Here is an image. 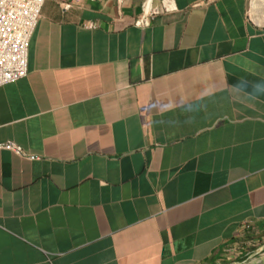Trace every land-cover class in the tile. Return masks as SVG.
Wrapping results in <instances>:
<instances>
[{
    "label": "crops",
    "instance_id": "crops-1",
    "mask_svg": "<svg viewBox=\"0 0 264 264\" xmlns=\"http://www.w3.org/2000/svg\"><path fill=\"white\" fill-rule=\"evenodd\" d=\"M68 1L0 87V264H264V0Z\"/></svg>",
    "mask_w": 264,
    "mask_h": 264
},
{
    "label": "built area",
    "instance_id": "built-area-1",
    "mask_svg": "<svg viewBox=\"0 0 264 264\" xmlns=\"http://www.w3.org/2000/svg\"><path fill=\"white\" fill-rule=\"evenodd\" d=\"M76 1L84 0H69L63 4L64 8L70 9ZM46 2L47 0H0V87L27 76L29 44ZM174 10L176 6L173 0H146L142 3L136 25L147 27L157 17ZM0 149H10L26 156L23 149L13 143L0 144Z\"/></svg>",
    "mask_w": 264,
    "mask_h": 264
},
{
    "label": "rangeland",
    "instance_id": "rangeland-1",
    "mask_svg": "<svg viewBox=\"0 0 264 264\" xmlns=\"http://www.w3.org/2000/svg\"><path fill=\"white\" fill-rule=\"evenodd\" d=\"M262 4V3H261ZM263 5V4H262ZM260 6V5H259ZM253 249V248H252ZM251 249V250H252ZM241 255H242V253H239V257H240V259H241ZM249 256H251V254L249 253V254H247V256H245L243 259H241V261H245V260H247V258L249 257ZM237 261V260H236Z\"/></svg>",
    "mask_w": 264,
    "mask_h": 264
},
{
    "label": "bare ground",
    "instance_id": "bare-ground-1",
    "mask_svg": "<svg viewBox=\"0 0 264 264\" xmlns=\"http://www.w3.org/2000/svg\"><path fill=\"white\" fill-rule=\"evenodd\" d=\"M256 4V3H255ZM258 4V3H257Z\"/></svg>",
    "mask_w": 264,
    "mask_h": 264
}]
</instances>
